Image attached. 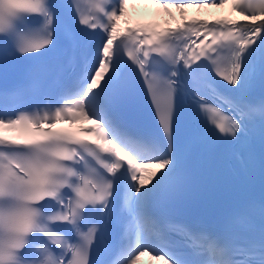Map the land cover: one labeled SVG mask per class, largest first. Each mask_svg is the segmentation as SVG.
I'll use <instances>...</instances> for the list:
<instances>
[{
	"label": "snow or ice",
	"instance_id": "6c2138e0",
	"mask_svg": "<svg viewBox=\"0 0 264 264\" xmlns=\"http://www.w3.org/2000/svg\"><path fill=\"white\" fill-rule=\"evenodd\" d=\"M129 2L0 0V264H264V0ZM256 144L258 200L190 159Z\"/></svg>",
	"mask_w": 264,
	"mask_h": 264
}]
</instances>
